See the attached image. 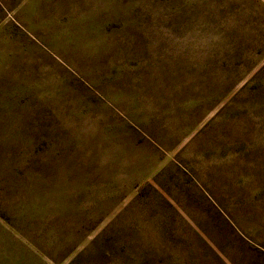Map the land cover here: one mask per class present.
I'll list each match as a JSON object with an SVG mask.
<instances>
[{
  "label": "rangeland",
  "instance_id": "1",
  "mask_svg": "<svg viewBox=\"0 0 264 264\" xmlns=\"http://www.w3.org/2000/svg\"><path fill=\"white\" fill-rule=\"evenodd\" d=\"M0 264H264V5L0 0Z\"/></svg>",
  "mask_w": 264,
  "mask_h": 264
},
{
  "label": "crops",
  "instance_id": "2",
  "mask_svg": "<svg viewBox=\"0 0 264 264\" xmlns=\"http://www.w3.org/2000/svg\"><path fill=\"white\" fill-rule=\"evenodd\" d=\"M264 5V0H259Z\"/></svg>",
  "mask_w": 264,
  "mask_h": 264
}]
</instances>
